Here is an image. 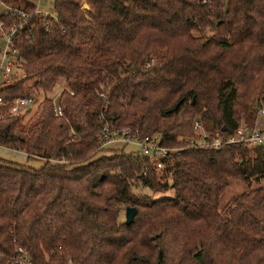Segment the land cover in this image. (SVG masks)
<instances>
[{
	"label": "trees",
	"instance_id": "1",
	"mask_svg": "<svg viewBox=\"0 0 264 264\" xmlns=\"http://www.w3.org/2000/svg\"><path fill=\"white\" fill-rule=\"evenodd\" d=\"M2 1L31 17L14 38L25 75L0 95H45L24 114L0 104V145L43 160L0 157V250L20 245L36 264H264V185L251 182L264 143L188 141L197 117L223 136L259 120L264 0H55L56 19L37 0ZM60 80L63 116L47 94ZM106 122L178 149L158 169L135 145H102ZM233 178L247 189L223 206Z\"/></svg>",
	"mask_w": 264,
	"mask_h": 264
},
{
	"label": "built area",
	"instance_id": "2",
	"mask_svg": "<svg viewBox=\"0 0 264 264\" xmlns=\"http://www.w3.org/2000/svg\"><path fill=\"white\" fill-rule=\"evenodd\" d=\"M0 5L3 6V13H8L17 17V22L10 28H6L4 21L0 20V36L4 38V43L0 45V88H4L14 84L17 79L15 67L18 65V62L15 56L14 38L19 28L25 26L29 21L31 14L23 9L8 5L2 0H0ZM36 5L35 13L43 15L45 18H57L56 15L39 10L38 0ZM45 26L49 28V22H47ZM97 92L104 100L107 99L109 90L104 84L101 85ZM58 97L59 94L57 97L53 96L55 111L57 115L63 116L64 111L58 103ZM38 101V96L35 94L18 95L9 100H6L3 95H0V104L9 103V113L16 115L27 113L29 108L32 109L33 105L37 104ZM258 107L259 116H264V100ZM193 128L195 130V135L193 138L188 139L192 147H220L223 143L242 142L249 148H254L264 143V122H257L255 125H250L246 121H242L233 132L225 136L219 131H216L215 134L212 135L199 117L195 120ZM71 132L75 133L73 128ZM100 135L105 138L102 145L115 141L134 144L141 153L147 154L152 158L153 164L158 169H164L167 161L178 149L162 144L159 135L148 134L143 137L132 136L129 128L125 127L120 131L119 129L111 128L108 122H106L103 133ZM0 257L5 258L9 264H36L28 250L20 245L11 253H5L0 250Z\"/></svg>",
	"mask_w": 264,
	"mask_h": 264
},
{
	"label": "rangeland",
	"instance_id": "3",
	"mask_svg": "<svg viewBox=\"0 0 264 264\" xmlns=\"http://www.w3.org/2000/svg\"><path fill=\"white\" fill-rule=\"evenodd\" d=\"M54 2H55V0H38V8L41 11L51 13L52 15H56V12L54 9ZM84 9H86V8L84 7ZM1 10H3V7L0 5V11ZM3 43H4V38L0 36V45H2ZM17 62H18V60H17ZM15 74H16L17 79H20V78L24 77V75H25L23 73V71L21 70V68L18 67V65L15 67ZM65 85H66L65 81L60 80L55 85L54 89L52 91L47 92V94L50 96L57 97ZM44 95H45V93L43 91L40 92L38 95V99H40ZM35 107H36V104L33 105V109ZM130 145H134V144H130ZM250 149L253 150L254 148H250ZM251 153L253 154V151H251ZM0 157L15 161V162H27V164H32L34 161H37V159H28V155H26L22 151L20 152L16 149L1 146V145H0ZM251 182L253 183V185H264V175H259V174L254 175L251 178ZM245 189H247V184L243 180H241L239 178H233L230 182V185L228 186V188L226 189V191L222 195L221 204L224 206L227 202L230 201V199L234 195L240 193L241 191H243ZM137 191L147 192L155 198L163 197V196H170V195H173V192H174L172 188H169V189L164 190V191H155L154 192L153 190H151L148 187L137 188ZM123 214L125 216V210H124Z\"/></svg>",
	"mask_w": 264,
	"mask_h": 264
},
{
	"label": "water",
	"instance_id": "4",
	"mask_svg": "<svg viewBox=\"0 0 264 264\" xmlns=\"http://www.w3.org/2000/svg\"><path fill=\"white\" fill-rule=\"evenodd\" d=\"M83 7H85L86 9H91L90 5H89L88 2H86V1L84 2ZM182 101H183V98L180 99V100L176 103V105H175L174 108H177L178 105H179ZM256 107H258V103H256ZM29 110H30V108H29ZM225 128H226V127H224L223 129H225ZM136 213H137V208H136L135 206H132V205H128V206H126V208H125V218H126V222H127V223H131V222L134 220V217H135Z\"/></svg>",
	"mask_w": 264,
	"mask_h": 264
},
{
	"label": "crops",
	"instance_id": "5",
	"mask_svg": "<svg viewBox=\"0 0 264 264\" xmlns=\"http://www.w3.org/2000/svg\"><path fill=\"white\" fill-rule=\"evenodd\" d=\"M3 7V6H2ZM2 11V10H1ZM258 123H263L264 122V116H259V120L257 121ZM115 142H118V143H121V141H115ZM107 144H109V143H107ZM106 144V145H107ZM18 151H20L21 152V150H18ZM22 152H24V151H22ZM26 155H27V153L26 152H24ZM20 163H24V164H26L27 162H20ZM43 164V160H37V161H34L31 165H33V166H36V167H39V166H41Z\"/></svg>",
	"mask_w": 264,
	"mask_h": 264
}]
</instances>
